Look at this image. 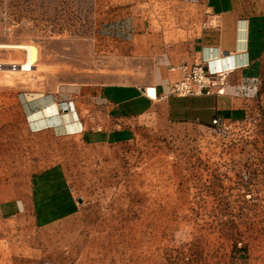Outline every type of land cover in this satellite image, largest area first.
<instances>
[{
	"label": "rangeland",
	"instance_id": "374dc122",
	"mask_svg": "<svg viewBox=\"0 0 264 264\" xmlns=\"http://www.w3.org/2000/svg\"><path fill=\"white\" fill-rule=\"evenodd\" d=\"M123 12L116 0H0V43L39 50L32 70H10L26 50L0 46V182L25 169L2 168L10 154L14 165L66 160L73 190L61 172L26 169L44 199L77 206L42 256L22 264H264V53L259 90L239 121L182 139L138 129L100 148L112 157L66 132L35 135L21 115L23 101L28 109L63 82L115 79L101 69L115 67ZM18 249L0 228V264H14Z\"/></svg>",
	"mask_w": 264,
	"mask_h": 264
},
{
	"label": "crops",
	"instance_id": "0c3cea01",
	"mask_svg": "<svg viewBox=\"0 0 264 264\" xmlns=\"http://www.w3.org/2000/svg\"><path fill=\"white\" fill-rule=\"evenodd\" d=\"M116 5L124 12L115 67L101 69L115 79L63 82L52 93L33 96L44 95L28 109L23 101L21 115L35 135L66 132L84 146L94 147V156L112 157V148H100L129 141L138 129L182 139L216 127L215 118L231 123L244 116L260 87L255 79L264 53V6L253 5L251 0H116ZM201 60L228 70L225 91L191 96L170 93L171 83L182 76L179 65ZM52 101L57 112L45 114L43 106ZM36 147L38 154L43 145ZM7 157L2 168L25 169L10 181L0 182V228L17 238L14 264H22L42 256L47 237L60 235L58 224L72 218L77 206L72 198L44 199L37 175L26 169L61 172L73 190L69 162L43 166L39 156L35 164L26 160L14 165L12 155Z\"/></svg>",
	"mask_w": 264,
	"mask_h": 264
},
{
	"label": "built area",
	"instance_id": "2783aa9c",
	"mask_svg": "<svg viewBox=\"0 0 264 264\" xmlns=\"http://www.w3.org/2000/svg\"><path fill=\"white\" fill-rule=\"evenodd\" d=\"M23 64L24 62L11 63L13 67H18L20 70H32L29 67L24 68ZM5 65L4 62H0V69H3ZM179 68L182 76L180 79L171 83L170 93L178 96H191L223 93L225 91V83L228 75L227 69L217 66L213 67L206 60L193 63L185 62L179 65ZM213 122L218 128H224L227 125L221 118H215Z\"/></svg>",
	"mask_w": 264,
	"mask_h": 264
},
{
	"label": "bare ground",
	"instance_id": "6f19581e",
	"mask_svg": "<svg viewBox=\"0 0 264 264\" xmlns=\"http://www.w3.org/2000/svg\"><path fill=\"white\" fill-rule=\"evenodd\" d=\"M0 46H8V47H17V48H23L26 50V60L24 61V68H32L33 69V66L36 65V61L38 60V56H39V50L37 48L36 45L34 44H31V43H0ZM220 60V59H219ZM220 62V61H219ZM17 63V62H15ZM8 65V64H7ZM215 65H216V62H215ZM229 67V66H228ZM7 68H10V70H19L18 67H13L11 65V63L9 64V66ZM9 70V69H8ZM149 92V89L147 90ZM66 103V102H65ZM63 106V105H62ZM43 109H44V113L45 114H53L54 112H57L58 108H57V105L54 103V101L46 104L43 106ZM42 111V109H41ZM60 111V110H59ZM62 111V110H61ZM67 112V111H66ZM31 113V112H30ZM35 113V112H34ZM37 113V112H36ZM44 114V115H45ZM72 115V114H70ZM74 115V114H73ZM69 116V115H68ZM34 117V116H33ZM44 118V117H43ZM41 119V118H40ZM34 120V119H33ZM66 119H64L65 121ZM72 120V119H70Z\"/></svg>",
	"mask_w": 264,
	"mask_h": 264
}]
</instances>
